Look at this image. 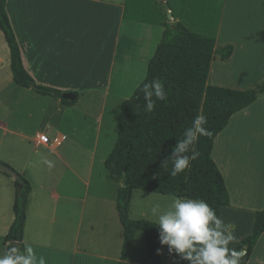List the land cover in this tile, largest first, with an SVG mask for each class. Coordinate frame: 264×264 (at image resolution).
<instances>
[{
	"label": "crops",
	"instance_id": "0c3cea01",
	"mask_svg": "<svg viewBox=\"0 0 264 264\" xmlns=\"http://www.w3.org/2000/svg\"><path fill=\"white\" fill-rule=\"evenodd\" d=\"M162 1L164 6L156 0H134L129 4L128 0H7L6 12L25 71L37 85L75 96L73 101L63 103L18 87L10 69L9 48L0 31V162L31 187L23 232L27 264L120 262L124 228L116 211L119 185L108 177L104 160L105 174L96 182L92 178L107 107L103 133L110 137L107 147H114L121 104L145 79L164 24L179 22L199 34L195 30L198 27L190 26L205 27L204 20L213 16L215 33L209 38L217 43L224 32H235L236 24L244 17L240 5L264 6V0H223L222 9L212 15L217 0ZM205 1L212 3L211 8L203 7ZM226 4L231 9L236 5V11L226 14ZM195 9L202 12L197 16ZM223 42L234 43L233 39ZM239 46L234 43L228 61L215 57L209 85L242 91L264 82V51L256 56L252 46ZM40 97H44L50 114L34 110L42 101ZM55 112L60 117L54 121ZM41 125L64 137L57 150L70 143L77 151L91 154L83 173L78 174L66 162L64 148L57 152L54 146L47 148L31 141V131ZM211 156L230 198L229 206L220 210L218 218L202 202L137 189L131 194L128 217L135 191L172 197L176 199L175 209L164 213L168 220L161 225L155 223L163 264H264V233L248 260L235 255L236 244L251 234L255 214L264 209V95L230 119L216 137ZM57 164L70 175L57 179ZM76 182L85 192L74 193ZM92 184L96 186L93 192ZM100 185H106L107 191H101ZM14 200V180L0 174V264H13L4 237L14 220ZM140 233L144 235L147 256L145 252L134 256V242ZM125 264H153L142 231L135 233Z\"/></svg>",
	"mask_w": 264,
	"mask_h": 264
},
{
	"label": "trees",
	"instance_id": "16d2710c",
	"mask_svg": "<svg viewBox=\"0 0 264 264\" xmlns=\"http://www.w3.org/2000/svg\"><path fill=\"white\" fill-rule=\"evenodd\" d=\"M6 2L0 0V31L9 48L14 83L67 103L62 92L37 85L23 68ZM233 51L232 45L215 49L213 38L193 33L179 22L164 24L162 39L148 63L145 79L121 104L117 139L105 161L108 177L119 185L116 211L124 234L118 264H125L137 231L145 234L151 262L163 264L156 224L128 217L133 190L202 202L215 218L223 207L229 206L224 179L211 156L214 141L236 113L264 95V82L242 91L208 84L215 57L225 62ZM17 175L14 220L4 237V245L13 264H27L23 232L31 187ZM263 233L264 209L255 214L251 234L236 244V257L248 260Z\"/></svg>",
	"mask_w": 264,
	"mask_h": 264
},
{
	"label": "rangeland",
	"instance_id": "374dc122",
	"mask_svg": "<svg viewBox=\"0 0 264 264\" xmlns=\"http://www.w3.org/2000/svg\"><path fill=\"white\" fill-rule=\"evenodd\" d=\"M134 0H128V4L129 2H133ZM218 3H216L213 8L211 9V14L215 15V13L218 11H220L222 9V5H223V0H217ZM205 5L203 6L204 8L206 6H209L211 8V4L212 3H207L205 1ZM228 5V6H227ZM247 5V4H245ZM197 7V6H196ZM231 5L230 4H226V14H229L230 11H236L237 6H234V9H231ZM238 10V9H237ZM239 10H240V14H243L244 17L241 16V20L240 23H237L235 26V32H232L231 34L224 32L221 36H219L218 38V42L215 43V49H221L222 47L226 46V45H232L234 47V43H237L238 45H240L239 47H244V45H248V46H252V51L254 52V54L256 56H258L259 51L263 52L264 51V6L262 4H254V3H249V5L247 6H239ZM196 13V15L198 16V13L202 12L199 10L194 11ZM204 12V11H203ZM191 14V13H189ZM202 16V15H201ZM209 18V16H208ZM196 21H198V24L200 23V20L195 18ZM214 19L213 16H211L210 19L208 20H204V23L207 24V26H190L191 29H194V27H198L195 28V30L200 31V33L202 35H205V37L208 35V37H211L214 35L215 30H214V25H212L211 20ZM227 21L225 18V22H224V26L225 28L227 27ZM199 33V34H200ZM213 33V34H212ZM246 33H251L254 34L251 37H248V35H246ZM1 34V32H0ZM226 39H233L234 43H227V42H223ZM227 43V44H225ZM225 44V45H224ZM246 47V46H245ZM219 70L216 69V74ZM136 90V89H135ZM134 90V91H135ZM134 93V92H133ZM132 93V95H133ZM131 95V96H132ZM42 96V95H41ZM130 96V97H131ZM129 97V98H130ZM42 100L41 103H37L34 106V110H37L36 112L39 111V113L42 112H47L50 114V111L48 110V105L45 103V99L44 97H40ZM108 109L109 106L107 107L106 110V118L108 115ZM249 111H247L248 113ZM246 113V114H247ZM250 114L254 113V111H250ZM60 117V114L58 112H55L54 114V121L57 120ZM106 118L104 121V128L102 131V135L100 137V141H99V146H98V151L96 152V155L94 157V166L92 168V178H93V182H96L98 180V178L101 176H103V172L105 174V168H104V164H102V160H104V162L106 161L107 157L109 156L112 147L113 146H108V141L110 140V137L107 136L106 133H103L106 130ZM44 119V118H42ZM47 120H50L49 117H46ZM118 132V131H117ZM231 133V131L229 132ZM232 135H234L235 133H231ZM116 136H114V143L116 142ZM228 133H226L224 140L227 139ZM230 138V137H229ZM232 139V138H230ZM234 139H238L236 137H234ZM107 147V148H106ZM65 149V160L66 162L78 173L81 174L83 173V167H85L87 165V163L89 161H91V154L87 151V150H83V151H77L76 148L74 147V145H71L70 143H64L63 147L60 149H56L57 152H61L62 149ZM220 150H222L221 147H219ZM54 163H57L56 160L54 159ZM54 175H57V179H60L64 176H69L70 174L68 173V171H66L60 164L55 167L54 166ZM95 185L92 184V188L91 191L93 192L95 189ZM74 193H82L83 191L85 192V189L81 187V185L76 182V184L74 185ZM101 191L102 189H104L105 191H107V187L106 185H100ZM76 191V192H75ZM100 191V192H101ZM176 199L172 198V197H162L159 195H154L151 193H145L142 191H135L133 193L132 196V200H131V208H130V219L132 220H137V219H147L150 220L154 223L157 224V222H160V225L163 224L164 222L166 223V221L168 220L167 217H164V213L166 211H168V209H170V211H173L175 208L173 207L174 202ZM170 207H169V206ZM159 228L157 229V240H158V232ZM159 246V244H158ZM134 252L136 253L134 256H138L139 252L146 254L147 256V250H146V244H145V239H144V235L142 233H140L137 238L135 239L134 242ZM95 251H93L92 253H94Z\"/></svg>",
	"mask_w": 264,
	"mask_h": 264
},
{
	"label": "built area",
	"instance_id": "2783aa9c",
	"mask_svg": "<svg viewBox=\"0 0 264 264\" xmlns=\"http://www.w3.org/2000/svg\"><path fill=\"white\" fill-rule=\"evenodd\" d=\"M30 139L34 144L45 146L54 149L60 147L64 141V137H58L55 133H52L46 126L41 125L37 129H33L30 133Z\"/></svg>",
	"mask_w": 264,
	"mask_h": 264
},
{
	"label": "water",
	"instance_id": "95a60500",
	"mask_svg": "<svg viewBox=\"0 0 264 264\" xmlns=\"http://www.w3.org/2000/svg\"><path fill=\"white\" fill-rule=\"evenodd\" d=\"M156 1H157L161 6H164V3H163L162 0H156ZM168 18L171 19V14H170V13H168ZM62 98H63V99H66V100H69V101H73V100L75 99V96L72 95V94H63V95H62ZM0 172L6 174V175H8V176H10V177H11L13 180H15V181H19V179H18V175H17V173H16L14 170H12V169H10V168L4 166V165H1V164H0ZM11 247H12L13 250H15V249H16V244H13Z\"/></svg>",
	"mask_w": 264,
	"mask_h": 264
}]
</instances>
